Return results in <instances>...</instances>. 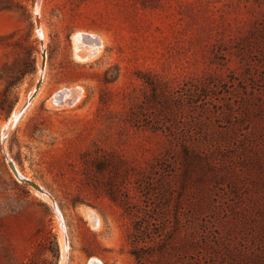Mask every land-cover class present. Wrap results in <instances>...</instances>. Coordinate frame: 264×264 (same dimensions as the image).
<instances>
[{"label": "rangeland", "instance_id": "obj_1", "mask_svg": "<svg viewBox=\"0 0 264 264\" xmlns=\"http://www.w3.org/2000/svg\"><path fill=\"white\" fill-rule=\"evenodd\" d=\"M24 4L0 10V264H88L93 257L137 264L129 238L134 216L125 206L151 203L139 181L167 139L132 126L128 112L149 92L143 80L176 87L195 77L219 81L207 101L224 117L193 133L214 147L203 180L192 177L182 190L177 175L165 183L170 216L179 192L178 205L198 229L197 249L188 252L195 264H264V0ZM85 33L101 38L91 60L76 55ZM71 88L80 89L79 98L55 105L54 96ZM9 160L48 195L19 181ZM164 174L149 187L158 189ZM183 221L171 248L180 246ZM160 258L155 264L187 259L177 249Z\"/></svg>", "mask_w": 264, "mask_h": 264}, {"label": "trees", "instance_id": "obj_2", "mask_svg": "<svg viewBox=\"0 0 264 264\" xmlns=\"http://www.w3.org/2000/svg\"><path fill=\"white\" fill-rule=\"evenodd\" d=\"M24 1L0 0V10L24 9ZM143 81L149 92L128 112L127 121L135 127L161 132L167 139V145L165 152L149 167L146 176L140 177L139 182L143 184L147 200L151 199V203L135 208L125 206L127 213L134 216L133 230L129 234L132 253L137 264H155L154 256L164 257L170 254V250L177 249L183 258L187 257L185 264H195L188 253L194 254L197 249L198 229L194 215L185 213L183 207L178 205L182 200V194L178 192V204L171 218L170 199L173 194L170 186L165 183H170L172 177L177 175L181 178L182 190L192 182V177L203 180L201 172L210 166L208 158L213 156L214 147L209 141H194L193 133L204 130L213 117H224L223 111L211 112L207 101L208 96L219 86V81L209 77H195L183 80L176 87L156 80ZM225 83L235 84L233 80ZM178 114H182L181 120H177ZM179 165L180 171H177ZM171 166L175 170L167 172L166 168ZM160 172L165 173L163 184L158 189L149 187L150 179L153 180L154 175ZM110 197L116 201L114 194H110ZM182 220L186 222L183 221L185 234L180 238V246L171 248L175 225H181ZM157 263L166 264L163 261Z\"/></svg>", "mask_w": 264, "mask_h": 264}, {"label": "bare ground", "instance_id": "obj_3", "mask_svg": "<svg viewBox=\"0 0 264 264\" xmlns=\"http://www.w3.org/2000/svg\"><path fill=\"white\" fill-rule=\"evenodd\" d=\"M37 24V23H36ZM37 28V27H36ZM41 29H42V33H44V31H43V26L41 25ZM39 31H40V29H39ZM41 32V31H40ZM87 33V32H86ZM86 33H85V35H80L79 37H77V39H76V46H77V53H76V55H77V57L79 58V59H81V60H91V59H93V58H95L98 54H99V52H100V50H101V38L100 37H98V36H96V35H86ZM44 35V34H43ZM85 41L86 43L85 44H83L82 43V41ZM44 42V41H43ZM94 43L95 45H97L98 47H96V52H95V48L90 44V43ZM44 45V44H43ZM94 48V51L92 50ZM95 53V54H94ZM75 55V56H76ZM94 55V56H93ZM76 57V58H77ZM44 70V69H43ZM43 70H41L40 69V73H43ZM40 73H39V75H40ZM71 89H73V88H71ZM34 90V89H33ZM66 90H68V89H66ZM63 91V90H62ZM59 93V92H58ZM57 93V94H58ZM56 94V95H57ZM29 95H31V93L29 94ZM55 95V96H56ZM54 96V97H55ZM28 99V101H30V99H31V97L29 96L28 98H26V100ZM25 100V101H26ZM75 100V99H74ZM73 100V102H75ZM77 104V103H76ZM19 108V107H18ZM24 110V108H22L21 106H20V108L18 109V110H15L13 113H12V115H11V117H10V123L13 121H16L17 119H18V117L20 116V114L22 113V111ZM7 123V122H6ZM4 124V123H3ZM6 125V124H5ZM11 125V124H10ZM3 126V125H2ZM17 166V165H16ZM16 169H17V171H18V173H20L21 174V176L23 175L22 174V172H20V170H19V168H17L16 167ZM29 178V177H28ZM34 181V180H33ZM40 186V185H39ZM38 191V190H37ZM38 193H40V194H43V195H48V194H44V193H42V192H40V191H38ZM42 197V196H41ZM53 207H54V209H55V211L57 212V214H58V217H59V219H60V221L62 220L61 219V216H60V212L58 211V208L57 207H55V205H53ZM93 216V215H92ZM95 216V215H94ZM92 219H95V218H92ZM96 220V219H95ZM94 221V220H93ZM61 223H62V221H61ZM97 225V224H96ZM65 245H67V242H65ZM62 248H63V254H64V249H65V247H64V245H63V242H62ZM88 264H103L98 258H96V257H93L91 260H90V263H88Z\"/></svg>", "mask_w": 264, "mask_h": 264}, {"label": "water", "instance_id": "obj_4", "mask_svg": "<svg viewBox=\"0 0 264 264\" xmlns=\"http://www.w3.org/2000/svg\"><path fill=\"white\" fill-rule=\"evenodd\" d=\"M39 0H37L38 3ZM35 20L37 23V27H39L38 25V15H35ZM83 44H85L86 42L83 40L82 41ZM94 51V48L92 49ZM45 66V52H42V62H41V67L40 69L43 70ZM41 84V79L38 80L36 86H35V90L33 93V96L35 95V93L37 92L39 86ZM80 96V89L78 88H73V89H68V90H63L60 91L54 98H53V102L55 103V105L58 106H66V105H72L73 100H77ZM32 99V96H31ZM30 99V100H31ZM74 100V101H75ZM30 101H28V99L25 101V103L23 104L22 108H25L28 103ZM8 166L10 167L11 171L13 172V174L15 175V177L22 182H25L31 186H33L34 188H36V190H39L41 192H44L43 189L41 187H39L35 182L31 181L30 179H27L23 176H21L18 171L16 170L13 161L9 160L8 161Z\"/></svg>", "mask_w": 264, "mask_h": 264}]
</instances>
